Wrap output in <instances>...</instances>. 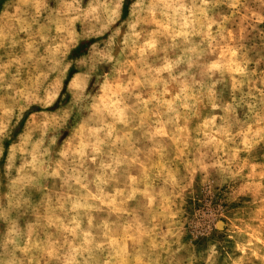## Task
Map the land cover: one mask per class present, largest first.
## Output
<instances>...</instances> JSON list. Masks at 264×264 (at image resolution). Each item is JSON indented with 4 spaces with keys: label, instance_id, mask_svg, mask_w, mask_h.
Here are the masks:
<instances>
[{
    "label": "clouds",
    "instance_id": "obj_1",
    "mask_svg": "<svg viewBox=\"0 0 264 264\" xmlns=\"http://www.w3.org/2000/svg\"><path fill=\"white\" fill-rule=\"evenodd\" d=\"M0 264H264V0H0Z\"/></svg>",
    "mask_w": 264,
    "mask_h": 264
},
{
    "label": "rangeland",
    "instance_id": "obj_2",
    "mask_svg": "<svg viewBox=\"0 0 264 264\" xmlns=\"http://www.w3.org/2000/svg\"><path fill=\"white\" fill-rule=\"evenodd\" d=\"M189 211L192 216H195L197 212L202 213V216L198 217L197 219H199L200 223L204 226L205 229L209 226H213L215 232L223 233L225 231V223L213 221L211 219L210 210L205 207L204 204L197 202L190 208ZM195 223L196 220H193V224ZM196 230L200 231L201 229Z\"/></svg>",
    "mask_w": 264,
    "mask_h": 264
}]
</instances>
